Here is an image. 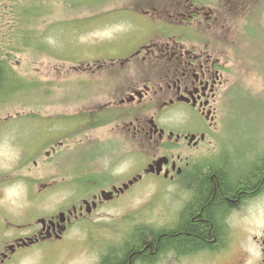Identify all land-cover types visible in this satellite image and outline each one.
<instances>
[{
    "label": "rangeland",
    "instance_id": "rangeland-1",
    "mask_svg": "<svg viewBox=\"0 0 264 264\" xmlns=\"http://www.w3.org/2000/svg\"><path fill=\"white\" fill-rule=\"evenodd\" d=\"M223 5L231 6L230 3ZM25 6L40 12L39 17L30 19L29 15L24 21L19 9ZM204 6L215 9L219 3L208 0ZM0 9V41L7 42L5 34L9 36L19 32L31 40L35 38L42 42L23 47L17 44L15 48L18 46L20 51L8 50L10 63L30 83L25 89H19L14 97L3 95L0 115L7 111L24 114L25 111L43 109L48 117L64 115L65 118L58 128L53 129L54 134L60 132L56 134V140L63 143L57 148L59 152L55 162L39 155L38 163H34L33 157H29L30 150L37 146L29 145L35 136L34 131L31 137L32 130L36 129L33 122L23 117V120L2 127L4 131L13 130L17 141L16 159L13 161L12 154L9 155L11 148L6 142L8 133L0 137V159L3 158L0 171L9 169L14 173L12 180L0 187V211H9L15 222L3 223L5 215L0 213L1 230L9 227L0 231L1 237H5L15 234L18 225L27 224L37 217H48L62 209L67 211L72 204L90 198L100 185L126 181L141 165L139 162L143 157L137 160L139 155L133 153L135 144L132 139L124 141L114 131L116 121L119 122L114 116L116 114L104 117L107 119L103 125H90L83 116L78 125H73L70 117L77 112L88 116L90 110L97 113L99 109L95 110V107L109 101L123 77L151 74L144 73L147 66L140 55L133 59L131 71L121 67L119 61L133 53L128 52L143 36L144 22L140 19L143 11L147 17H151L152 12L140 0H0ZM229 10H223L221 19L211 12L204 14V35L209 42V51H212V46L216 51L223 50L221 59L225 60L224 73L228 83L223 85L221 96L214 102L216 125L219 129L220 125L227 128L222 135L227 142L223 143H227L228 153L235 156L252 146L256 151L264 150V0H240L236 12ZM216 16L217 24L214 23ZM111 60L117 64L110 65ZM176 110H164L159 116L167 123L179 120L183 112L180 111L182 109ZM188 112L190 119L180 121L177 126L193 128L198 123L197 115ZM211 147H215V143ZM218 148L219 155L227 153L223 144ZM59 160L64 174L55 177L51 172ZM109 164L112 170L108 168L105 173L104 167ZM49 165L53 167L46 168ZM73 165L76 166L74 171L69 168ZM44 168L48 169L50 176L42 175ZM45 182L51 183L43 186ZM148 183L137 184L133 188L134 194L127 193L122 201L108 204L86 221L70 224L63 240L56 244L57 248H52L53 252L44 253L52 245L44 246V251L30 252L20 264H49L48 254L54 256L51 264H80L84 258L105 250L112 234L108 223H116L114 226L118 227L123 223L124 232L127 229L125 223H137L144 218L134 211L135 208L143 207L146 213L151 212V206L170 209L173 198L166 181ZM157 213L150 219L171 218L169 213L166 216ZM230 223H240L245 228L249 223H264V191L232 213ZM27 232L25 227L20 234Z\"/></svg>",
    "mask_w": 264,
    "mask_h": 264
},
{
    "label": "flooded vegetation",
    "instance_id": "flooded-vegetation-1",
    "mask_svg": "<svg viewBox=\"0 0 264 264\" xmlns=\"http://www.w3.org/2000/svg\"><path fill=\"white\" fill-rule=\"evenodd\" d=\"M205 1L208 0H140V3L152 12L151 17H147L144 11L141 17L137 13L145 25L142 29L143 36L137 39L134 48L128 52L133 53L119 62L121 67L130 68L131 71L133 70L131 66L135 62L133 59L140 55L141 61L147 66L144 73L151 74L123 77L120 83L116 82L119 85L114 89L109 101L99 107L109 114L111 111H116L114 116H117L119 122L116 121L114 131L124 141L132 139L135 144L134 151L143 157L142 161L139 160L141 165L131 177L125 179L126 181H111L96 187L90 198H83L79 203L72 204L67 211L62 209L48 217H37L36 220L27 224L18 225L16 229L18 231H14L15 234L8 233L9 236L5 237L0 235V264H20L30 252L42 250L44 246L52 245L47 249L49 252L42 250L44 253L53 252L57 248L56 244L63 240L70 224L84 222L86 218L96 214V211L108 204L122 201V197L127 193L134 194L133 188L137 184L166 181L172 191L173 199L170 209L151 206V212L146 213L144 208L138 207L134 211L141 213L144 218L137 223H125L127 229L124 232V226L121 225L123 223H119L120 227L114 226L116 223H108L112 234L108 237L105 250L95 256L84 258L80 264H102L104 258L113 249L124 247L139 229L144 230L151 240L152 232L171 229L180 222L183 211L194 197L191 189L184 183V179L196 166L220 157L217 150L219 144H223L228 152L227 143H223L226 140L222 139L225 125H220V129L216 125V106L214 105L215 100L222 94L223 85L228 83L224 73L225 60L221 59L223 50L216 51L212 46V51H209V42L204 35V14L211 12L220 18L223 10L232 9L236 12L240 0H212L219 3L215 9L204 6ZM224 3H230L231 6L226 7ZM221 4L223 7L220 6ZM217 16L214 17L216 24ZM205 19L208 20L209 17ZM114 63L112 61L109 64L114 65ZM230 88L229 86L228 89ZM176 109H182L180 111L183 112L179 120L167 123L159 116L164 110L177 111ZM43 111L45 110H31L25 111L24 114L7 111L4 115H0V137L8 133L9 139L6 142L11 148L9 155L12 154L13 161L16 159L15 133L10 129L4 131L2 127L17 120H23V117L24 120L31 121L36 126V129L32 130L31 137L34 131L35 136L31 138L29 145L33 147L37 144V146H34V150H30L29 157H33L34 163H38L39 155L56 161L59 152L57 148L63 143L56 140V134L60 132L56 131L54 134L53 131L58 128L61 121H64V115L48 117V114ZM188 111L197 115L198 123L193 128L177 126L176 124H180V121L185 122L190 119L187 115ZM109 114H103L104 116L93 114L88 121L90 125H97L105 122L107 118L104 117L111 116ZM47 121L52 122L47 123ZM71 123L73 125L80 123L79 112L73 115ZM225 129L227 131V128ZM211 136L214 137L213 140ZM213 143L215 147H211ZM228 145L231 146L230 143ZM125 148L128 150L127 146ZM2 160L3 158L0 159V163ZM52 167L49 165L46 168ZM75 167L73 165L69 168ZM46 168L42 175L47 177L50 173ZM104 168L105 173L108 168L112 170L111 164L105 165ZM51 173L55 177L64 174V167L60 160ZM13 174V171L9 169L0 171V187L10 182ZM47 183L51 182H45L43 186H47ZM105 190L111 193L107 196L104 193ZM263 191L264 187L260 192L245 196L234 204L224 218V237L214 248L187 253H178L173 248H169L160 252L152 264H264V223H249L247 228L240 223H230L232 213L242 204L259 197ZM3 211H0L5 215L2 222L15 223L11 213ZM61 212L66 215L60 216ZM156 212L164 216L169 213L171 218L150 219ZM25 227L28 232L21 235L20 231H24ZM8 229L7 226L2 230L0 228V231ZM48 255L47 260H50L49 264H51L54 256Z\"/></svg>",
    "mask_w": 264,
    "mask_h": 264
},
{
    "label": "trees",
    "instance_id": "trees-1",
    "mask_svg": "<svg viewBox=\"0 0 264 264\" xmlns=\"http://www.w3.org/2000/svg\"><path fill=\"white\" fill-rule=\"evenodd\" d=\"M19 10L24 21L29 15L30 19H36L40 14L30 6ZM17 33L4 35L7 42L0 41V95L11 96L22 84L9 63L11 54L8 50L20 51L18 46L42 44L38 39L31 40L26 34ZM219 156L196 166L184 179L194 197L176 226L152 232L151 240L144 230L139 229L124 247L113 249L102 264H152L160 252L169 248L178 253L214 248L224 237V218L234 204L264 187V150L256 151L252 146L235 156L232 152Z\"/></svg>",
    "mask_w": 264,
    "mask_h": 264
},
{
    "label": "water",
    "instance_id": "water-1",
    "mask_svg": "<svg viewBox=\"0 0 264 264\" xmlns=\"http://www.w3.org/2000/svg\"><path fill=\"white\" fill-rule=\"evenodd\" d=\"M63 215V214H62Z\"/></svg>",
    "mask_w": 264,
    "mask_h": 264
}]
</instances>
